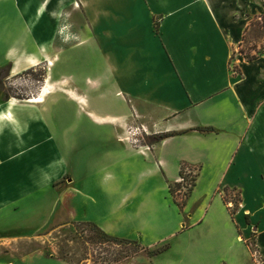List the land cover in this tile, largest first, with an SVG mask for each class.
Listing matches in <instances>:
<instances>
[{
  "label": "crops",
  "instance_id": "0c3cea01",
  "mask_svg": "<svg viewBox=\"0 0 264 264\" xmlns=\"http://www.w3.org/2000/svg\"><path fill=\"white\" fill-rule=\"evenodd\" d=\"M260 14L243 0H0V69H46L41 101L0 102V264H70L16 242L73 211L142 245L162 221L180 235L169 264H236L253 228L264 260V49L238 53ZM134 125L173 136L135 147ZM182 164L198 169L185 205L170 196L152 217L140 189L155 178L169 194Z\"/></svg>",
  "mask_w": 264,
  "mask_h": 264
},
{
  "label": "rangeland",
  "instance_id": "374dc122",
  "mask_svg": "<svg viewBox=\"0 0 264 264\" xmlns=\"http://www.w3.org/2000/svg\"><path fill=\"white\" fill-rule=\"evenodd\" d=\"M243 2H245L247 7L251 9H254V7L256 6H258L259 8L264 7V0H243ZM248 14L251 15V13ZM258 17L260 18H257V21L260 25H263L264 18L262 17V14H260V16ZM8 47V43H0V58L2 55H4ZM262 48H264V34L255 37L253 36L252 32L247 35V40L242 46L243 51L250 56L254 55L256 50H262ZM239 49L240 47L238 48V53ZM232 57L234 59V56ZM231 68L232 70H236V67L234 66H232ZM45 73L46 69L41 65L16 76H8L1 79L0 102L8 100L9 98L13 100L26 101L29 98L36 96L38 90L41 88L44 82V78L46 76ZM0 75V77H3L4 73H1ZM58 92H60V90H58ZM129 131L132 132V134H134L133 137L137 140L139 139V143L143 145H150L154 142H157L158 135L145 134V131H143L142 128L139 127V125H134L129 129ZM87 155L90 156V149L88 147L84 148L82 155L83 162L85 161ZM197 170V167L187 166L183 167L182 172L186 175L189 172L190 175L194 177L197 173ZM188 180L189 178L184 179L182 183H179L181 187L177 189L174 188V193L176 195L175 199L178 202L184 200L186 202V199L189 197V194L187 193L192 183ZM65 183L66 180L64 179L61 183H57L54 188L58 189V187ZM170 185L172 187L174 184ZM101 189L103 188L101 187ZM140 190V196L143 197V199L146 196V199H151L152 201L155 200L158 202L156 206L154 204L150 206L149 200L145 201V211H147L149 214L152 213V217L154 218L159 216L160 211L164 212L162 214L163 219L170 216V214L167 213L166 209L164 208L165 203L169 199L170 195L167 193V190L165 188H161V186H159V181H157L155 178H151V180ZM220 193L224 202L230 207V214H234L240 201L239 195L234 191L223 189L220 191ZM120 197H118L117 200H119ZM199 198L201 197L199 196ZM199 198L195 197L194 201L198 200ZM82 201L83 203L86 202L85 200ZM170 203H172V200H170ZM177 208L179 211H181L178 206ZM73 212L74 214L69 215L70 218L71 216L76 217L81 221L65 223L63 227H57L58 225L49 226L42 231H36L28 234L24 237L26 238L25 240L18 241L16 243H18L24 250L26 247L32 250H40L45 257H54L64 260L70 264H169V260L175 255L176 249L174 244L177 241V237L179 238L180 235H167L165 230H167L168 227L165 226L162 221L158 222L157 219H155V229L153 230V233H149L150 235H148V237L145 239L146 242H144L143 245L140 238L136 236V234L133 235L132 239H127L136 242L142 248L149 251L160 248L166 244L169 245V251L164 252L163 254L151 259L146 256L145 251H138V253L136 252L132 254L135 250L131 245L121 244L117 246L108 243L99 244L88 241L91 233L86 230L87 227L82 228L77 225L80 223L92 225L95 224L92 222L84 221L82 218L83 216H80L81 211L79 212V216L75 213V211ZM156 221L158 222V224ZM247 222L249 221L247 220ZM252 230L251 232H249L250 234L247 235L246 239L243 237V243L234 245L231 250L232 256H238L236 264H264V260L261 258L260 254L257 252L254 246V233L252 232ZM80 231H83V234L77 233ZM80 235L82 236L80 237ZM10 251L11 250H7L0 256L8 258Z\"/></svg>",
  "mask_w": 264,
  "mask_h": 264
},
{
  "label": "trees",
  "instance_id": "16d2710c",
  "mask_svg": "<svg viewBox=\"0 0 264 264\" xmlns=\"http://www.w3.org/2000/svg\"><path fill=\"white\" fill-rule=\"evenodd\" d=\"M264 18V16H262ZM257 18H260V17H255L253 21L250 22L249 26L245 29L244 31V36L242 38V42L239 44V53L241 55H243V57L248 60V61H251V60H255L257 59L263 52V49L262 50H256L255 51V54L250 56L249 54L245 53L242 49V46L244 45V43L246 42L247 40V35L249 33H253V36L255 37H258V35H263L264 34V24L263 25H260L259 22L257 21ZM234 73H237V70H232ZM1 73H4V76L3 77H0V80L3 79V78H6L8 77V67H4V68H1L0 69V74ZM1 76V75H0ZM6 101V100H4ZM210 129H204V130H198V131H202V132H206V131H209ZM173 136L172 134H165V135H158L157 137V141H160L164 138H167V137H171ZM189 165L187 164H182L180 165V170H179V176L180 178L183 179H188V181H190L192 184L190 186V188L188 189V193L187 194H190L191 190L193 189L194 185H195V181H196V177H197V174L193 177L190 175V173L188 172V174H184L182 172V169L183 167H187ZM181 187L179 183H174V185L171 187V185H169V194L170 196L172 197L173 199V202L176 206H178L180 209L183 208V206L185 205V200L184 201H181V202H178L175 198H176V195H175V189ZM179 191V190H178ZM77 226L79 227H87L86 230H88L91 235L90 237L88 238V241H92L93 243H99V244H105V243H108V244H111V245H121V244H125V245H131L133 246L134 248V253H138V251H145L146 253V256L149 257V258H152V257H156V256H159L161 254H163L164 252L168 251L169 249V245H163L162 247L160 248H156L154 250H147V249H144L142 248L140 245H138L136 242L134 241H129V240H122V239H118V238H115V237H111L109 235H107L106 233H104L102 230H100L99 228H97L95 225H92V224H84V223H80L78 224ZM84 230V229H83ZM77 233H80V234H83V231H80V232H77ZM82 235H80L81 237Z\"/></svg>",
  "mask_w": 264,
  "mask_h": 264
},
{
  "label": "built area",
  "instance_id": "2783aa9c",
  "mask_svg": "<svg viewBox=\"0 0 264 264\" xmlns=\"http://www.w3.org/2000/svg\"><path fill=\"white\" fill-rule=\"evenodd\" d=\"M137 130H139V129H137ZM143 130V129H142ZM131 131V130H130ZM129 130L127 131V134L128 135H130V136H127L125 139L127 140V141H130L131 142V144L133 145V146H135V147H141V145H139L140 143H139V139L137 140L136 138H134L133 137V135L134 134H132V132H130ZM144 131V130H143ZM138 148V149H139ZM183 182V179L182 178H180L179 179V182L178 183H182Z\"/></svg>",
  "mask_w": 264,
  "mask_h": 264
},
{
  "label": "bare ground",
  "instance_id": "6f19581e",
  "mask_svg": "<svg viewBox=\"0 0 264 264\" xmlns=\"http://www.w3.org/2000/svg\"><path fill=\"white\" fill-rule=\"evenodd\" d=\"M45 94H46V93H45ZM42 96H43V95H42ZM30 101L36 103V102L41 101V98H39V97H34V98H31Z\"/></svg>",
  "mask_w": 264,
  "mask_h": 264
}]
</instances>
